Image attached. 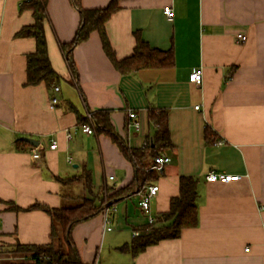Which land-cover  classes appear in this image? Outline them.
<instances>
[{"label": "crops", "instance_id": "1", "mask_svg": "<svg viewBox=\"0 0 264 264\" xmlns=\"http://www.w3.org/2000/svg\"><path fill=\"white\" fill-rule=\"evenodd\" d=\"M23 1L0 0V264L33 262L13 251L16 241L66 248L60 231L49 236L50 215L29 206H75L105 185L119 189L132 182L133 165L111 137L78 128L87 113L99 109L109 111L113 131L132 149L143 148L154 135L148 111L166 113L171 146L158 155L170 161L154 168L156 178L148 183L159 187L150 213L156 217L168 209L180 175L193 176L197 225L131 255L121 247L146 217L138 192L127 194L109 202V230L102 211L73 227L83 264H264V0H117L118 9L105 22L117 59L133 53L137 35L172 53L171 66L130 74L113 67L96 31L72 49L73 74L61 45L72 40L79 12L71 0H47L44 32L49 62L59 75L57 91L44 82L26 83V57L35 41L17 35L34 20L20 6ZM110 1L80 4L97 8ZM165 6L174 13L171 19ZM238 33L246 39L237 40ZM194 69L201 70L200 83L189 79ZM129 110L136 113L137 127ZM209 171L241 178L209 182Z\"/></svg>", "mask_w": 264, "mask_h": 264}, {"label": "trees", "instance_id": "2", "mask_svg": "<svg viewBox=\"0 0 264 264\" xmlns=\"http://www.w3.org/2000/svg\"><path fill=\"white\" fill-rule=\"evenodd\" d=\"M79 12V26L68 43L61 45L65 59L75 73L72 60V49L75 45L85 41L92 31L99 34L103 51L111 61L113 67L121 74H130L141 68L168 67L172 65L171 51L159 50L150 47L148 43L137 35L133 53L123 59H117L109 44L105 32V22L118 9L117 0H111L104 7L84 8L80 0H71ZM47 0H24L21 7L32 12L33 23L22 27L17 35L31 37L35 41V49L26 57V83L37 84L44 82L48 86H55L59 75L53 70L47 55L44 21L46 19ZM91 119L83 117L78 125L91 123L94 131L105 132L134 168V178L130 184L123 188L115 189L112 186H103L95 195L84 197L78 205L69 207H48L35 203L30 208H39L51 217L50 238L58 236L60 231L65 247L61 244L55 248L53 243L28 244L16 241L11 247L18 254H28L32 259L30 264H83L78 256L77 249L72 240L73 227L102 211L105 201L111 202L127 194H132L143 189L149 182L156 178V171L152 168L154 157L161 149L171 146L167 116L164 111L149 110L148 117L156 127L154 135L143 148L132 149L113 131L109 121V111L99 109L90 113ZM205 140H211V132L204 129ZM89 175V173H87ZM88 189L90 179L85 182ZM104 196H106L104 198ZM196 178L189 175H180L178 179V194L171 197L166 211L160 212L152 223L147 221L138 228V233L131 242L121 247L131 255H136L147 246L153 245L163 239L177 238L183 228L197 225V208L195 200ZM21 264V263H20Z\"/></svg>", "mask_w": 264, "mask_h": 264}, {"label": "built area", "instance_id": "3", "mask_svg": "<svg viewBox=\"0 0 264 264\" xmlns=\"http://www.w3.org/2000/svg\"><path fill=\"white\" fill-rule=\"evenodd\" d=\"M2 1H4V0H2ZM163 11H164L166 17L169 19H171L174 15L171 7H169V6H165L163 8ZM236 39L240 40V41H244L246 39V35H244L242 33H238L236 35ZM201 78H202V73H201L200 69H194L189 74V79L194 83H200ZM58 89L59 88L57 86L54 87L55 91H57ZM56 103H57L56 96H52L50 99V106L53 107ZM195 108H198V106H195ZM86 117H87V119L90 120L91 119L90 113H87ZM127 117L130 120L131 124L133 126L137 127L138 123L136 120L135 111L129 110L127 112ZM78 128L80 129V131H82L83 133H86V134H92L94 132V129H93L91 123L81 124V125H79ZM66 136L69 137L70 134L67 133ZM55 147H56L55 142H52L49 145L50 149H54ZM32 154H33V157H35V158L39 156V153L37 152V150L35 148H33ZM169 161H170V157L168 155H157L154 157V164H153L152 168L159 170V169H161L163 164H165ZM110 178H112V176H110ZM240 178H241V175H239V174H230V173L215 172V171H209L205 176V179L209 182L219 181V182H223V183H227V182L234 181V180H239ZM158 188H159L158 184L152 183V184L146 185L143 189L138 191V194H139L138 205L140 206L143 214L146 217V221L148 223H152L154 221V217L150 213L149 203H150V199L157 194ZM102 207H103L102 212H103V218H104V228L109 230L110 227L106 226V223L108 222L107 210L110 207L109 202L105 201ZM135 234H137V232H135Z\"/></svg>", "mask_w": 264, "mask_h": 264}, {"label": "water", "instance_id": "4", "mask_svg": "<svg viewBox=\"0 0 264 264\" xmlns=\"http://www.w3.org/2000/svg\"><path fill=\"white\" fill-rule=\"evenodd\" d=\"M24 141H26L27 143L36 146L38 144L37 140H34L32 138H28V137H22Z\"/></svg>", "mask_w": 264, "mask_h": 264}, {"label": "rangeland", "instance_id": "5", "mask_svg": "<svg viewBox=\"0 0 264 264\" xmlns=\"http://www.w3.org/2000/svg\"><path fill=\"white\" fill-rule=\"evenodd\" d=\"M106 196H104V198H105Z\"/></svg>", "mask_w": 264, "mask_h": 264}]
</instances>
